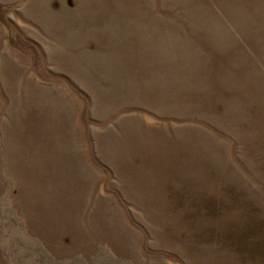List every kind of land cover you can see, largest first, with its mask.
<instances>
[{"label":"rangeland","instance_id":"374dc122","mask_svg":"<svg viewBox=\"0 0 264 264\" xmlns=\"http://www.w3.org/2000/svg\"><path fill=\"white\" fill-rule=\"evenodd\" d=\"M0 264H264V0H0Z\"/></svg>","mask_w":264,"mask_h":264}]
</instances>
